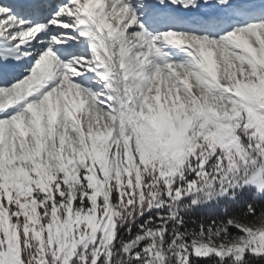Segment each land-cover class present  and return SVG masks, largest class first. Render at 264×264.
Instances as JSON below:
<instances>
[{
  "label": "snow or ice",
  "instance_id": "1",
  "mask_svg": "<svg viewBox=\"0 0 264 264\" xmlns=\"http://www.w3.org/2000/svg\"><path fill=\"white\" fill-rule=\"evenodd\" d=\"M0 264H264V0H0Z\"/></svg>",
  "mask_w": 264,
  "mask_h": 264
},
{
  "label": "rangeland",
  "instance_id": "2",
  "mask_svg": "<svg viewBox=\"0 0 264 264\" xmlns=\"http://www.w3.org/2000/svg\"><path fill=\"white\" fill-rule=\"evenodd\" d=\"M245 222H248V221H245Z\"/></svg>",
  "mask_w": 264,
  "mask_h": 264
}]
</instances>
